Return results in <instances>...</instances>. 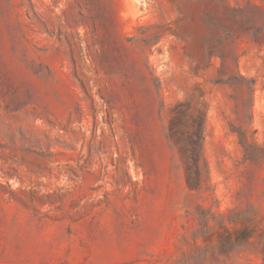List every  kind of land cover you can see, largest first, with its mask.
<instances>
[{
    "label": "rangeland",
    "instance_id": "1",
    "mask_svg": "<svg viewBox=\"0 0 264 264\" xmlns=\"http://www.w3.org/2000/svg\"><path fill=\"white\" fill-rule=\"evenodd\" d=\"M0 264H264V0H0Z\"/></svg>",
    "mask_w": 264,
    "mask_h": 264
},
{
    "label": "trees",
    "instance_id": "2",
    "mask_svg": "<svg viewBox=\"0 0 264 264\" xmlns=\"http://www.w3.org/2000/svg\"><path fill=\"white\" fill-rule=\"evenodd\" d=\"M216 83H225V84H228L229 86H235V87L236 86H247L249 88L248 83L251 85L252 81L247 82L243 77L239 76V79L237 82H234L233 80L228 79L225 82H223L222 80H217ZM239 137H240L241 146L243 148H245V150L248 149L249 146L246 145L245 142H243V140L241 138V134L239 135ZM196 138H197L196 141L193 143V147L196 151V155L189 154V157L187 160H188V162H191V161L196 162V164H195L196 170L198 172V176L200 177V174H199L200 164H198V163L201 160V153H200L201 152V141H202V130H201V128L198 130ZM197 187H199V184ZM234 233L238 236V238H236L235 242L240 243V244L245 243L250 236V233L246 232V230H236V231H234ZM228 243H230V240L228 241Z\"/></svg>",
    "mask_w": 264,
    "mask_h": 264
}]
</instances>
